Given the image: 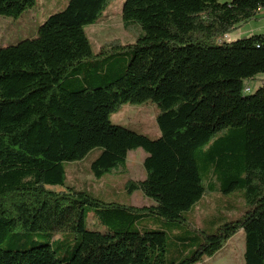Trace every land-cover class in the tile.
Segmentation results:
<instances>
[{"label":"trees","instance_id":"obj_1","mask_svg":"<svg viewBox=\"0 0 264 264\" xmlns=\"http://www.w3.org/2000/svg\"><path fill=\"white\" fill-rule=\"evenodd\" d=\"M108 1L68 0L33 38L0 48V245L14 244L0 246V264H194L240 229L244 264H264V78L243 92L245 80L264 75V34L224 40L264 0H124V26L142 33L94 54L84 27ZM35 2L0 0V15L17 18ZM97 57L110 59L106 69L92 65ZM146 100L159 110L157 139L110 121L121 104ZM93 148L95 178L122 172L128 152L141 148L145 177L127 180L126 190L153 203L105 202L66 187L64 163ZM237 189L244 214L198 244L178 235L179 259L166 260L165 231L138 228L147 217L177 227L205 192ZM88 210L105 233L85 228ZM43 231L73 234L71 255L58 258L49 242L19 248L25 234Z\"/></svg>","mask_w":264,"mask_h":264},{"label":"rangeland","instance_id":"obj_2","mask_svg":"<svg viewBox=\"0 0 264 264\" xmlns=\"http://www.w3.org/2000/svg\"><path fill=\"white\" fill-rule=\"evenodd\" d=\"M67 1L36 0L32 7L26 9L17 18L0 15V48L15 45L24 39L33 38L44 20L52 13L62 10ZM218 1L229 2L230 0ZM123 2L124 0H109L100 17L93 24L84 27L94 54L108 44L110 46L133 43L135 38L142 33L137 24L124 26L121 18ZM233 32L237 35L229 41L252 34H264V12L245 23L239 24ZM109 61L110 59L101 60L97 57L92 60V65L106 69ZM92 67L89 70H94ZM260 81L258 78L245 80L244 85L250 88V92L246 94L253 93L261 85ZM158 112L156 104L151 100H146L140 104L124 103L110 115V121L150 139H157L160 136L155 119ZM218 135L219 133L215 134L208 143L198 147L196 150L197 155L199 150L207 149ZM99 153L100 148H93L81 160L64 163L66 187L69 186L76 191H86L91 196L105 202H117L137 207L153 203L140 190H135L131 194L126 190L127 180L138 181L145 177L142 166L145 152L141 148L128 152L126 167L122 172L114 171L103 175L101 178H95L90 171V164ZM197 162L200 172H202L201 162L198 158ZM203 183H207L205 178ZM66 187L60 185L45 186V188L54 192H63ZM245 210L243 190L237 189L226 194L218 190H212L205 192L192 208L182 213L184 220L182 223H175L177 227L163 223L160 218L147 217L138 224V228L165 231L167 236L165 257L167 261H170L180 256V245L176 240L178 235L186 237L187 242L198 244L202 241L203 233H214L220 225L241 217ZM85 228L102 233L106 232V228L100 224L97 214L93 210L86 211ZM34 242H36L35 245L49 242L56 256L60 259L68 258L77 244L73 234L43 231L37 234H25L18 245L22 249L33 245ZM8 245L14 246L13 243L9 244L7 241L1 242L0 246L6 248ZM243 250L244 234L240 229L224 242L219 251L212 256H204L194 264H244Z\"/></svg>","mask_w":264,"mask_h":264},{"label":"crops","instance_id":"obj_3","mask_svg":"<svg viewBox=\"0 0 264 264\" xmlns=\"http://www.w3.org/2000/svg\"><path fill=\"white\" fill-rule=\"evenodd\" d=\"M261 12H264V10H263V9H260L257 15H259ZM238 26H239V25H238ZM238 26H237L236 28H238ZM236 28H235L234 30H236ZM236 35H237V34L234 33V32L232 31V32H230V33H228V34H226V35L224 36V40H225V41H229V40H231V39H234ZM230 37H232V38H230ZM257 78H258L259 80H261V79L264 78V75H258V76H256L254 79H257ZM127 155H128V154H127ZM143 156H144V155H143ZM145 156H146V154H145ZM145 156H144V157H145ZM126 162H127V158H126Z\"/></svg>","mask_w":264,"mask_h":264},{"label":"built area","instance_id":"obj_4","mask_svg":"<svg viewBox=\"0 0 264 264\" xmlns=\"http://www.w3.org/2000/svg\"><path fill=\"white\" fill-rule=\"evenodd\" d=\"M243 92L244 93L250 92V88L248 86H245L244 89H243Z\"/></svg>","mask_w":264,"mask_h":264}]
</instances>
